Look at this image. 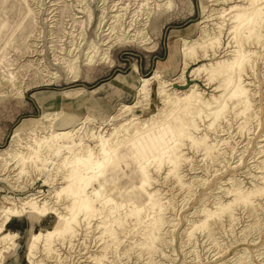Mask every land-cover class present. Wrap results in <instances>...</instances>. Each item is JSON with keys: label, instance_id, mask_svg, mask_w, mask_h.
Listing matches in <instances>:
<instances>
[{"label": "rangeland", "instance_id": "obj_1", "mask_svg": "<svg viewBox=\"0 0 264 264\" xmlns=\"http://www.w3.org/2000/svg\"><path fill=\"white\" fill-rule=\"evenodd\" d=\"M253 6L0 0V264H264Z\"/></svg>", "mask_w": 264, "mask_h": 264}, {"label": "bare ground", "instance_id": "obj_2", "mask_svg": "<svg viewBox=\"0 0 264 264\" xmlns=\"http://www.w3.org/2000/svg\"><path fill=\"white\" fill-rule=\"evenodd\" d=\"M263 2H264V0H253V4H254V6L253 7H251V8H248V9H250L249 11H250V13L248 14H239L240 12H238L237 13V15L239 16V18H241V22L242 21H244L245 19H251V21L253 22V21H255L254 20V16H255V14H257V13H260V10H259V8H260V6L263 4ZM249 3V2H248ZM206 20V19H205ZM203 21V20H202ZM240 49V48H239ZM236 74V73H235ZM236 77H237V75H236ZM142 83H143V85H145L146 83H147V80L146 79H143L142 80ZM243 91L241 90V93H242ZM196 104V103H195ZM79 129V128H78ZM74 131H75V129L73 128V129H63V130H59V131H52V134H53V137H57V138H66V137H69V136H71L73 133H74ZM51 135V134H50ZM51 138V137H50ZM56 138V139H57ZM47 142V141H46ZM53 142V141H52ZM48 143V142H47ZM60 151V150H59ZM87 162H89V160H86ZM88 166V165H87ZM90 166H94V168H93V170L96 168V169H98V171H97V173L94 175L95 177H97L99 174H100V172H101V168H100V166H99V164H98V162H93V163H91V165ZM90 168V167H89ZM78 169V168H77ZM94 172V171H93ZM92 178V176L91 177H88V178H85V177H81L79 180L81 181V186H80V190H82L83 189V187L88 183V181L90 180ZM8 184V183H7ZM9 185V184H8ZM24 191H26V190H24ZM33 193V191H30V192H27L25 195H23V196H20V197H24V196H27V195H30V194H32ZM35 197V196H34ZM79 198V197H78ZM37 199H39V198H37ZM10 201V200H9ZM27 201V200H26ZM46 201V200H45ZM17 206V205H16ZM58 208V207H57ZM23 210V209H22ZM29 211H31V210H29ZM9 212H10V214L11 215H14V211L13 210H10L9 209ZM34 213V212H33ZM74 215V214H73ZM68 221V220H67ZM67 223V222H66ZM54 232H56V231H54ZM53 234V231H48L47 232V236H51ZM39 237H40V234H35V235H33V237H32V240H31V242L29 243V246H28V257H29V259H31V264H40V262L38 261V260H36L35 258H34V255H35V248H36V244H37V240L39 239ZM36 260V261H35Z\"/></svg>", "mask_w": 264, "mask_h": 264}]
</instances>
